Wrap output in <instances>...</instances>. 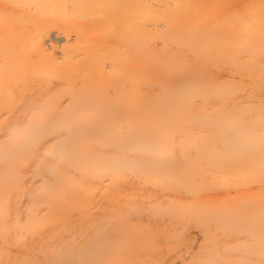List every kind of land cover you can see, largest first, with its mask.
<instances>
[{"label": "bare ground", "instance_id": "obj_1", "mask_svg": "<svg viewBox=\"0 0 264 264\" xmlns=\"http://www.w3.org/2000/svg\"><path fill=\"white\" fill-rule=\"evenodd\" d=\"M0 264H264V0H0Z\"/></svg>", "mask_w": 264, "mask_h": 264}]
</instances>
